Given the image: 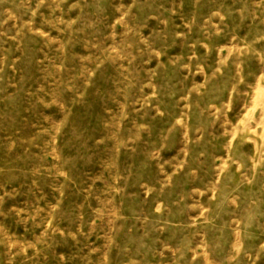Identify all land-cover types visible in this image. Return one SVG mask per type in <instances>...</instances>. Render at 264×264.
Masks as SVG:
<instances>
[{"label":"rangeland","instance_id":"obj_1","mask_svg":"<svg viewBox=\"0 0 264 264\" xmlns=\"http://www.w3.org/2000/svg\"><path fill=\"white\" fill-rule=\"evenodd\" d=\"M0 264H264V0H0Z\"/></svg>","mask_w":264,"mask_h":264}]
</instances>
